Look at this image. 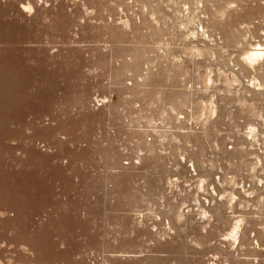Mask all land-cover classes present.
<instances>
[{
    "label": "rangeland",
    "instance_id": "374dc122",
    "mask_svg": "<svg viewBox=\"0 0 264 264\" xmlns=\"http://www.w3.org/2000/svg\"><path fill=\"white\" fill-rule=\"evenodd\" d=\"M209 3L0 0V264H264V3Z\"/></svg>",
    "mask_w": 264,
    "mask_h": 264
},
{
    "label": "clouds",
    "instance_id": "9594fccd",
    "mask_svg": "<svg viewBox=\"0 0 264 264\" xmlns=\"http://www.w3.org/2000/svg\"><path fill=\"white\" fill-rule=\"evenodd\" d=\"M261 3H264V0H261ZM203 4H204V0H195L196 12H200V9L203 7ZM209 6L212 8V11H213V13H215L216 17H218L220 20H224L228 16L229 11L231 9L237 7V4H236V0H223V7L217 8L214 4L211 3V0H210ZM184 7H185V9H187L188 6L184 5ZM185 15H187V12H185ZM200 16L204 17L205 19L208 18V14L207 13L201 12ZM193 17H195V13H193ZM193 17H189L188 18V22L186 24L182 23V24L179 25V27L181 29L186 30V31H187V29L190 26H192L193 29H194V30L188 32V34L185 37V39L195 38L197 36V30H199V19H200V17H195V18H193ZM125 23H127V22L125 21ZM240 27L241 28H247L248 25H243L242 24V25H240ZM200 34L203 35V37L205 39H210V37L208 36L207 30L201 31ZM241 39H242V41H247L248 40V35L245 34ZM238 46L239 47H243V44L241 43ZM250 50H251L250 48H245L244 51L240 53L239 59H240V61L242 63L247 64L248 68H250L253 71H255L256 70V65L249 64L248 61L245 59V57L247 56L248 51H250ZM200 56L202 57L203 53H200ZM177 59H179V58H177ZM260 63H264V58H262L261 61H257V64H260ZM261 70H264V69H261ZM221 74L223 75L224 73L222 72ZM251 82L252 83H256L255 77L252 78ZM211 83H212L211 74L209 73L208 77L206 78V84H211ZM231 83L237 84V83H239V81L234 78ZM256 86L257 87H261V85L258 84V83H256ZM211 115L212 116L215 115V105L212 106ZM260 118L264 119V116H261ZM248 131L254 133L256 131V129L253 126H249ZM232 181L234 183L235 182V178H232ZM261 183H264V181H261ZM224 195L225 196H231L230 193H225ZM247 195L251 196V195H253V193L252 192H247ZM223 198L224 197L222 196L221 199H223ZM231 198H232V200L236 199L234 196H232ZM261 199L264 200V197H261ZM229 210L231 211V209H229ZM205 216H207V213H205ZM244 224H245L244 217H242V216L234 217V226L229 230L230 231V236L229 237H225V238H230L234 242L237 241L239 233H240V231H241V229H242ZM232 247L235 248L236 244L233 243Z\"/></svg>",
    "mask_w": 264,
    "mask_h": 264
},
{
    "label": "bare ground",
    "instance_id": "6f19581e",
    "mask_svg": "<svg viewBox=\"0 0 264 264\" xmlns=\"http://www.w3.org/2000/svg\"><path fill=\"white\" fill-rule=\"evenodd\" d=\"M255 53H257V52H255ZM254 55H255V54L251 55V56H250V58H253V57H254Z\"/></svg>",
    "mask_w": 264,
    "mask_h": 264
}]
</instances>
